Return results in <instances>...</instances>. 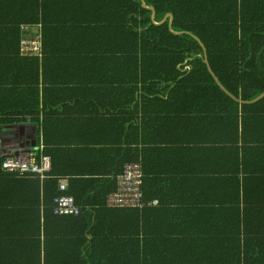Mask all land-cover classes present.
<instances>
[{"label":"trees","instance_id":"16d2710c","mask_svg":"<svg viewBox=\"0 0 264 264\" xmlns=\"http://www.w3.org/2000/svg\"><path fill=\"white\" fill-rule=\"evenodd\" d=\"M146 4L156 8L157 23L173 14V30L187 33H173L170 19L156 25L142 0H0V144L5 140L18 145L16 153L9 148L6 156L0 154V185L17 194L22 182L36 185L30 194L35 201L26 212L33 222L21 236L25 245L27 238L36 246L29 264H264L260 175L251 178L255 196L249 199L245 192L246 208L236 212L237 219H230L227 210L205 212L208 227L228 228L231 220L236 234L188 236L184 248L179 243L176 254L162 262L150 257V236L141 229L146 210L159 202L152 201L157 195L151 194L145 177L144 147L152 145L146 126L183 117L192 127L212 134L218 128L221 134L206 140L214 148L237 143L239 127L241 134L248 127L264 132V99L251 105L235 102L220 90L205 62L207 54L220 85L240 102L252 103L264 94V0H146ZM85 28L92 32V44L82 45L81 52L91 57L93 71L88 73L92 83L105 85L106 95L105 104L93 112L94 129L110 128L112 136L68 142L60 128L72 125L71 120L56 121L55 108L46 101L50 90L41 93L33 80L21 83V71L16 76L21 66L14 63L36 69L53 38L56 44L71 47L68 40L88 38ZM26 37L39 38L41 57H23ZM114 90L118 93L110 95ZM28 124L36 127L35 145L21 143V130ZM256 140L264 144V133ZM30 150L51 161L43 181L4 166L12 156ZM128 163L142 165L144 206L110 207L108 197L117 191ZM65 181L67 188L61 190ZM63 196L75 199L79 214L54 213L55 199ZM61 226L81 228L82 235L70 238L56 232ZM88 233L94 236L90 243ZM4 238L0 235V264H21L8 257L18 243L9 235L3 243Z\"/></svg>","mask_w":264,"mask_h":264},{"label":"crops","instance_id":"0c3cea01","mask_svg":"<svg viewBox=\"0 0 264 264\" xmlns=\"http://www.w3.org/2000/svg\"><path fill=\"white\" fill-rule=\"evenodd\" d=\"M85 32L88 38L84 40H68L71 47L63 43L56 44V38H53L50 49L46 50L36 69L28 64L14 63L21 66L16 71V76L21 71V83L29 85L33 80L39 85L41 93L50 90L51 95L46 96V101L47 105L55 108L56 121L67 123L71 120L69 123H73L72 125L60 128L62 136H66L62 139L68 142L90 141L98 135L112 136L110 128L100 131L94 129L96 122L92 120L93 112L105 104L106 95L105 85L92 83L94 78L88 73L93 71L91 57L81 52L80 47L92 44V32L89 29ZM63 47L68 50H63ZM87 49L88 47L86 51ZM116 93L117 90H114L110 95ZM43 101L42 96L41 102ZM189 123L183 117H172L165 118L157 125L145 127L149 132L148 139L152 141V145L145 146L143 152L147 188L151 194L157 195L152 201L157 200L159 203L146 210L141 229L150 236L147 249L150 257H159L162 262L176 254L179 243L184 248L188 236L198 239L197 236L210 232L236 234L237 226L231 220L228 228L208 227L209 219L205 212L227 210L230 219H237L236 212H242L246 208L245 192L247 191L249 199L255 196L256 190L254 191L251 178L255 175L264 178V144L256 142V139H262L264 132L248 127V131L243 130L241 134L239 127L237 143L214 148L206 140L218 137L221 130L216 128L212 134L209 129L194 128ZM161 124L164 125L159 126ZM36 133V127L28 124V129L22 133L21 143L35 145ZM17 146L3 140L0 154L6 156L9 148H14L12 150L16 153ZM22 183L20 194L9 193L4 184L0 185V235H5L3 243L7 241L8 235L13 243H18L10 248L9 253L12 254H8V257L19 259L21 264H29L36 246L27 238L25 245V239L21 236L33 222L27 218L26 212L30 210L28 204L35 201L36 197H31L30 194L36 189V185ZM127 220L126 216L123 217V223ZM55 231L70 238L82 235L83 232L81 228L70 226H61L55 228ZM40 236L43 245L44 229ZM91 240L94 241V236L89 234L88 243ZM56 241L58 243L60 240Z\"/></svg>","mask_w":264,"mask_h":264},{"label":"built area","instance_id":"2783aa9c","mask_svg":"<svg viewBox=\"0 0 264 264\" xmlns=\"http://www.w3.org/2000/svg\"><path fill=\"white\" fill-rule=\"evenodd\" d=\"M23 57H41L39 38L26 37L23 40ZM5 168L16 174H32L38 176L41 181L45 180L47 174L51 171V161L48 157L39 156L37 152L30 150L28 153L17 154L8 159ZM144 171L140 163H128L125 166L124 173L118 178V189L110 194L108 203L110 207L119 208H142L143 192L142 185ZM67 181L61 183L60 189L67 188ZM159 202H156V205ZM54 213L56 215L79 214L80 211L75 204V199L70 196H63L55 199Z\"/></svg>","mask_w":264,"mask_h":264},{"label":"water","instance_id":"95a60500","mask_svg":"<svg viewBox=\"0 0 264 264\" xmlns=\"http://www.w3.org/2000/svg\"><path fill=\"white\" fill-rule=\"evenodd\" d=\"M142 3H143V7H144V8H146V9L152 11V20H153V22L156 23V25H162V24H164L165 22H167V21L170 19V29L172 30L173 33H175V34H177V35H182V34H186V33H187V32H175V31L173 30V24H174V15H173V14H168L167 17H166L161 23H157V12H156V8H155V7H151V6H147V4H146V0H142ZM194 38H195L196 40H198L199 43L201 44V46L205 49V45L203 44V42H202L198 37H196V36H194ZM205 57H206L205 62H206V64L208 65V67H209V71H210V73L213 75V77H214V79H215V81H216V84L218 85V87L220 88V90H221L223 93H225L228 97H230L231 99H233L235 102H237V103H239V104H248V105H251V104H256V103H258V102H260V101H262V100L264 99V94H263L259 99H257L255 102H252V103H243V102H240L239 100L235 99L232 95H230V94H229V93L223 88V86L220 85L218 79L216 78L215 74L213 73V71H212V69H211V67H210V64H209V62H208V56H207V54H206ZM21 132L24 133L25 130L22 129ZM21 139H22V137H21ZM23 146H24V145H23Z\"/></svg>","mask_w":264,"mask_h":264}]
</instances>
